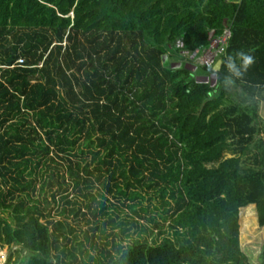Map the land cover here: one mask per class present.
Instances as JSON below:
<instances>
[{
	"label": "trees",
	"instance_id": "obj_1",
	"mask_svg": "<svg viewBox=\"0 0 264 264\" xmlns=\"http://www.w3.org/2000/svg\"><path fill=\"white\" fill-rule=\"evenodd\" d=\"M226 31L220 71L194 65ZM213 74L216 85L197 82ZM227 84L252 106H225ZM257 99L264 0H0V249L15 247V264H75L77 251L93 261L50 218L59 194L81 215L72 187L102 225L90 231L137 233L125 246L98 238L94 264H250L239 220L254 205L264 227ZM121 201L131 217L117 225Z\"/></svg>",
	"mask_w": 264,
	"mask_h": 264
},
{
	"label": "rangeland",
	"instance_id": "obj_2",
	"mask_svg": "<svg viewBox=\"0 0 264 264\" xmlns=\"http://www.w3.org/2000/svg\"><path fill=\"white\" fill-rule=\"evenodd\" d=\"M217 42L213 41L211 43L212 47H216ZM210 48V47H209ZM206 50L203 52L205 53ZM202 53V54H203ZM202 54L199 56V59L202 57ZM193 59V58H191ZM174 59L172 58V61ZM199 60H195L193 62V64H197ZM218 60L216 59L213 66L215 65V63ZM189 65H191V63H187ZM200 65V64H199ZM198 65V66H199ZM203 69L201 67H198L197 70V74H202ZM216 85V84H215ZM227 88H228V95H227V100L225 102V106H229V105H233L234 103H241L243 106H252L251 101L250 102H246V103H242V96H241V89L239 86H236L234 84H227ZM258 100V99H257ZM251 104V105H250ZM257 119L258 121H260L263 126H264V101L258 100L257 102ZM264 127H262L263 129ZM258 139H264V132L262 134H259L258 137H256L255 143L252 146L251 149H255V146L257 144H259ZM232 155L228 152L223 154V158H229ZM68 193H69V199L70 200H75L77 202V207H75V210H78L79 208L81 209V215H79L78 217H75V215L70 214L69 210L73 209V207L67 205L64 201H62L60 199V194L57 196L56 198V204H54L50 210V218L53 221H57V222H61L64 227L66 228V225H68L69 227H71L73 229V234L72 235H68L69 239H70V243L68 244V249H70L74 243L72 241H74V236H76L78 238V240H76V244L82 243L83 246H85L84 251H87L89 254L88 256L93 258V261H90L89 259H87L86 256V252H83L82 255H80L79 251L76 252V256H77V262L75 264H94V260H98V259H102V254H101V247L104 244V241L99 240L98 238H102L104 235H109L111 237L108 238V241L110 242L111 240H114L116 242H119L121 240V243L123 244V246L128 245L130 240L132 238H137L136 236V232L135 229H131L128 232H125V234H122V229L120 227H116L113 230L111 229L110 226H106L105 227V234L101 235L99 231H95L92 232L90 231V229L92 228H101V224H97V226L94 225V221L92 220L90 214L88 213V209H87V205H89V202L83 198L80 194H78V192H74L72 190V187H70L68 189ZM64 195V194H63ZM108 199L110 200L111 204H114V206L116 205L117 207L119 206L118 201L116 199H114L111 196H108ZM148 197L145 196V201L143 203V206H148L150 207V209L153 211L154 206H157L160 208V205L157 201V199H151V202H148ZM124 204V207L120 208V210H118L116 212L117 214V218H113L114 220H116V224L119 225L124 220H128L131 217V212L130 210L127 208V205L131 204L128 201H121ZM110 203L108 204V206H110ZM97 207V205L94 204V208ZM250 207V206H248ZM244 208L241 210L240 213V220H239V224H240V244H241V249L244 252V254L246 255L248 261L250 264H259L260 259V253L262 250V246L264 245V227H259L258 223L256 222V216H257V212H256V207L255 206H251V208L253 211V217L255 219V223L252 222H248V225L244 224L243 221V217H245V211L248 208ZM111 208V207H110ZM138 210V208H137ZM85 218H83V215H85ZM3 215H1L0 213V217H2ZM6 217V215H5ZM86 219L91 220L92 224H87L86 223ZM98 220H101L102 222L107 221V217L105 218H99ZM142 224H145L144 221H142ZM254 227V231L252 232L249 231L248 226H252ZM67 229V228H66ZM90 238L92 237V235L96 236L92 241L94 242V246L96 247H91L89 245V242L91 243V241H86L85 236ZM114 235V236H112ZM128 236H130L129 238H127ZM99 247L100 249L98 250ZM108 248L110 249V246H108ZM108 249V250H109ZM15 247H12V249H9L8 247H3L2 249H0V264H15L16 262V256H15ZM78 250V249H77ZM111 251V249H110ZM112 252V251H111ZM12 254V263H8V257ZM112 254H114L112 252ZM19 264V263H17ZM74 264V263H73Z\"/></svg>",
	"mask_w": 264,
	"mask_h": 264
},
{
	"label": "built area",
	"instance_id": "obj_3",
	"mask_svg": "<svg viewBox=\"0 0 264 264\" xmlns=\"http://www.w3.org/2000/svg\"><path fill=\"white\" fill-rule=\"evenodd\" d=\"M229 37H230V33L226 31L222 39L216 41L217 42L216 47L210 46V48L207 49L206 52L202 54V57L200 59L199 58L197 59L199 60L198 61L199 64L205 67H213V64L217 59L218 55H220L223 52L224 45L226 41L229 39ZM18 63L22 64V60H20Z\"/></svg>",
	"mask_w": 264,
	"mask_h": 264
},
{
	"label": "water",
	"instance_id": "obj_4",
	"mask_svg": "<svg viewBox=\"0 0 264 264\" xmlns=\"http://www.w3.org/2000/svg\"><path fill=\"white\" fill-rule=\"evenodd\" d=\"M164 61H165V66H170L171 68H185V69H190V66L189 64H183V63H175V64H169L167 61L166 58H164ZM221 65H222V62L220 60H218L215 65L212 67V71L214 73H217L220 71L221 69ZM193 67V66H192ZM192 72H196L197 68L194 66L192 69H190ZM197 82L198 83H211V86H214L217 82V76L216 74H213L211 75L210 77H202V76H199L197 78Z\"/></svg>",
	"mask_w": 264,
	"mask_h": 264
},
{
	"label": "clouds",
	"instance_id": "obj_5",
	"mask_svg": "<svg viewBox=\"0 0 264 264\" xmlns=\"http://www.w3.org/2000/svg\"><path fill=\"white\" fill-rule=\"evenodd\" d=\"M241 55L245 66L250 65L252 63L253 58L250 55H244V54ZM230 67L234 68L235 65H230Z\"/></svg>",
	"mask_w": 264,
	"mask_h": 264
},
{
	"label": "crops",
	"instance_id": "obj_6",
	"mask_svg": "<svg viewBox=\"0 0 264 264\" xmlns=\"http://www.w3.org/2000/svg\"><path fill=\"white\" fill-rule=\"evenodd\" d=\"M250 206H254V205H250ZM256 222H257V216H256ZM258 223V222H257Z\"/></svg>",
	"mask_w": 264,
	"mask_h": 264
}]
</instances>
